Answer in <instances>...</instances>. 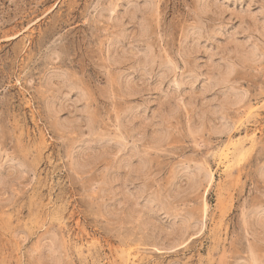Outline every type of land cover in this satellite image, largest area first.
I'll return each mask as SVG.
<instances>
[{
	"label": "rangeland",
	"instance_id": "rangeland-1",
	"mask_svg": "<svg viewBox=\"0 0 264 264\" xmlns=\"http://www.w3.org/2000/svg\"><path fill=\"white\" fill-rule=\"evenodd\" d=\"M254 258L264 0H0V264Z\"/></svg>",
	"mask_w": 264,
	"mask_h": 264
},
{
	"label": "bare ground",
	"instance_id": "bare-ground-1",
	"mask_svg": "<svg viewBox=\"0 0 264 264\" xmlns=\"http://www.w3.org/2000/svg\"><path fill=\"white\" fill-rule=\"evenodd\" d=\"M148 57V56H147ZM151 57V56H150ZM149 58V57H148ZM149 60V59H148ZM147 60V61H148ZM253 260V259H252ZM254 261H255V264H258L257 262H259V260L257 261V259L256 258H254Z\"/></svg>",
	"mask_w": 264,
	"mask_h": 264
}]
</instances>
